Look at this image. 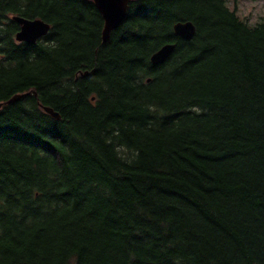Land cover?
Instances as JSON below:
<instances>
[{"label":"trees","instance_id":"1","mask_svg":"<svg viewBox=\"0 0 264 264\" xmlns=\"http://www.w3.org/2000/svg\"><path fill=\"white\" fill-rule=\"evenodd\" d=\"M14 16L50 30L19 43ZM242 16L130 0L104 44L91 0H0V264H264V19Z\"/></svg>","mask_w":264,"mask_h":264},{"label":"water","instance_id":"2","mask_svg":"<svg viewBox=\"0 0 264 264\" xmlns=\"http://www.w3.org/2000/svg\"><path fill=\"white\" fill-rule=\"evenodd\" d=\"M103 19V29L101 33L102 42L105 44L110 37V33L116 30L125 20L128 3L130 0H91ZM19 25L15 39L19 43L34 45L38 40L46 36L50 30L49 24L41 19H26L19 16L12 18ZM195 26L191 22H178L173 25V32L183 40H191L195 35ZM174 44H166L157 50L150 58L152 65L163 64L172 54ZM24 95H17L7 103L18 101ZM1 106V105H0ZM45 112L51 114L56 119L59 116L50 109L45 108Z\"/></svg>","mask_w":264,"mask_h":264},{"label":"rangeland","instance_id":"3","mask_svg":"<svg viewBox=\"0 0 264 264\" xmlns=\"http://www.w3.org/2000/svg\"><path fill=\"white\" fill-rule=\"evenodd\" d=\"M228 5L236 8L239 14L247 16L251 22H256L259 19H264V0H227ZM242 16V17H243Z\"/></svg>","mask_w":264,"mask_h":264}]
</instances>
